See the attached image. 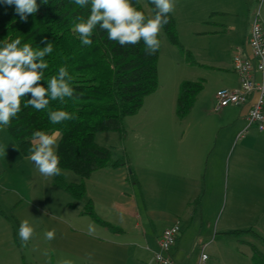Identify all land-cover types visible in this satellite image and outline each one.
<instances>
[{
    "label": "crops",
    "instance_id": "0c3cea01",
    "mask_svg": "<svg viewBox=\"0 0 264 264\" xmlns=\"http://www.w3.org/2000/svg\"><path fill=\"white\" fill-rule=\"evenodd\" d=\"M257 9L264 33V0H175L171 15L178 39L199 57L193 65L197 78L189 81L202 79L203 88L179 120L178 86L188 79L169 67L167 79H158L141 108L123 119L127 134L112 157L127 162L107 165L84 180L85 198L111 228L81 213L84 200L69 206L70 195L53 185V177L42 176L15 144L0 146V264H59L64 259L153 264L162 231L174 223L179 233L170 250L173 264H196L201 249L208 264L212 256L213 264H229L218 259L216 236L232 231L252 232L263 241L264 131L247 125L251 102L214 110L215 92L238 86L232 57L236 51L248 53L249 23ZM19 206L18 222L36 218L35 224L29 222L34 235L25 245L35 250L30 262L15 251L20 243L12 217ZM51 229L56 235L48 241L45 233ZM243 242L249 248L251 242ZM210 245L216 254L207 252Z\"/></svg>",
    "mask_w": 264,
    "mask_h": 264
},
{
    "label": "trees",
    "instance_id": "16d2710c",
    "mask_svg": "<svg viewBox=\"0 0 264 264\" xmlns=\"http://www.w3.org/2000/svg\"><path fill=\"white\" fill-rule=\"evenodd\" d=\"M144 1L155 14L150 0ZM132 3L147 17L138 0H132ZM37 4L38 11L25 21L15 12L14 5H6L0 0V46L16 38L21 40V47L27 43L34 50L45 46L41 41L51 42L53 52L44 58L48 64L44 70V86L63 66L72 78L70 84L75 89V95L72 99L66 98L63 104L50 101L49 108L42 111L31 106L25 107L30 96L25 97L21 104L22 111L5 129L23 156L30 155L29 148L35 131L58 133L62 174L53 176V185L70 195L69 206L73 207L76 201L84 200L81 213L111 228L98 218L91 201L85 198L84 180L107 165L122 166L127 159H113L111 149L98 144L95 135L115 132L119 138L124 137L123 119L135 114L141 108L145 96L157 88L160 48L155 54H149L143 41L137 45L120 46L99 29L91 37L92 45L83 46L79 34L74 31L75 18L87 17L90 8H81L74 0H49L47 4L37 0ZM162 30L167 41L178 48L187 62L195 64L190 52L179 42L171 13L169 23ZM203 83L202 79L180 82L175 102V114L179 120L191 110ZM57 109L75 114L77 119L52 124L48 111ZM65 171L73 172L80 181L67 182L63 175ZM230 233L234 236L242 234L241 231ZM249 249L251 264H264V253L253 243L249 244Z\"/></svg>",
    "mask_w": 264,
    "mask_h": 264
},
{
    "label": "clouds",
    "instance_id": "9594fccd",
    "mask_svg": "<svg viewBox=\"0 0 264 264\" xmlns=\"http://www.w3.org/2000/svg\"><path fill=\"white\" fill-rule=\"evenodd\" d=\"M6 5H14L15 12L21 20L38 11L37 0H2ZM49 0H41L47 4ZM81 8H90L87 17L78 16L74 24V31L79 34L83 46H91V37L99 29L107 33L108 39L118 42L120 46L137 45L143 41L146 51L155 54L160 48L159 35L165 25L169 23V14L174 11L175 0H150L154 5V16L146 17L137 10L132 0H74ZM43 48L33 49L30 44H23L16 38L0 46V127H7L13 118L22 111L21 104L25 97H29L25 107L31 106L37 111L49 108L50 101L72 99L75 89L71 86V76L66 67H60L58 74L52 76L44 86V70L48 68L46 55L53 52L52 43L41 41ZM48 118L52 124L77 119L75 114L63 109L49 110ZM59 142L55 133L35 131L32 134L29 159L34 163L38 172L44 177L62 174L60 157L58 155ZM93 229L89 227L91 232ZM34 228L28 220L20 223L18 236L22 245L32 239ZM56 230L46 231L48 241L55 239ZM47 254V253H45ZM59 264H72L64 259Z\"/></svg>",
    "mask_w": 264,
    "mask_h": 264
},
{
    "label": "built area",
    "instance_id": "2783aa9c",
    "mask_svg": "<svg viewBox=\"0 0 264 264\" xmlns=\"http://www.w3.org/2000/svg\"><path fill=\"white\" fill-rule=\"evenodd\" d=\"M247 45L246 55L236 51L232 57V67L239 78L238 86L218 89L214 94V110L251 102L246 116L247 125H254L257 130L264 131V33L258 9L249 23ZM255 75H258V79H255ZM243 133L244 130L238 137ZM178 233L179 226L176 223L162 231L157 242L158 250L153 255V264H173L170 250ZM196 264H208V254L203 249Z\"/></svg>",
    "mask_w": 264,
    "mask_h": 264
},
{
    "label": "rangeland",
    "instance_id": "374dc122",
    "mask_svg": "<svg viewBox=\"0 0 264 264\" xmlns=\"http://www.w3.org/2000/svg\"><path fill=\"white\" fill-rule=\"evenodd\" d=\"M138 1H139V4L144 9L147 17L154 16V14L149 9L148 5L146 4V2L144 0H138ZM159 38L161 39V45H160L158 62H157L158 79L160 81H165L167 79V76L169 75V72H168L169 67H172V66L176 67V69H178V70H182L183 71L182 75L185 79H188V80L196 79L197 78L196 66H193L194 64H190L189 62H187L186 58L183 55H181L178 48L171 45L166 40L162 30H161V33L159 35ZM180 44L182 45V47L185 50L190 52V54L193 57V61H195V63H196L198 58H199V57H197V52L195 50H191L190 48H187L181 42H180ZM191 44L193 45V47L196 46L195 41H192ZM169 50H170L171 54H169V52H168ZM124 130H125V128H124ZM125 134H127L126 130H125ZM57 138H58V135H57ZM95 140L100 145H103V146L111 149L112 155L117 153L119 145L122 143L121 140L119 139V135L115 132L97 133L95 136ZM8 142H10V144H15L13 142V140L11 139V137L9 136L8 132L6 131L5 127H2L0 129V146L5 148L7 146ZM64 174H65L64 176H65L66 181H78V179H79V177L71 171H65ZM80 202H82V201L78 200V201H76V204H79ZM215 203H216V200H214L211 203V205L209 206V210L213 208ZM16 211H17L16 216H15V214L13 216L12 215L13 213L11 215L13 216L12 219L15 218L17 220V222H15L13 219L16 230H17L16 236L19 239V236H18L19 230L18 229H19L20 223L24 220H21V222L20 221L18 222V219H19L18 213H20V206ZM28 221L32 224H35L36 218L34 217L32 219H29ZM216 238H217V244L220 246V248H219L220 258H218V259L219 260H221V259L226 260L227 259L229 264H233V262H237L239 264H250V249L248 248V245L245 244L243 241H248V242L253 243L260 252L264 253V242L262 240H260L259 238H257L252 233H244V234L239 235V236L217 235ZM19 243H20V246H19L20 249L15 248L17 255L20 258L25 259L27 262H30L31 259H33L31 254L35 250L32 248H26L25 245H22L20 239H19ZM207 252L211 253L212 255L217 253L212 245H210V248L207 249ZM38 257L35 256L36 259H38ZM215 261H216L215 257L212 256L210 258L209 264H213Z\"/></svg>",
    "mask_w": 264,
    "mask_h": 264
}]
</instances>
